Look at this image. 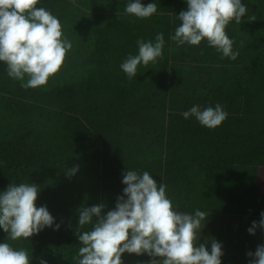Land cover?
Returning a JSON list of instances; mask_svg holds the SVG:
<instances>
[{"label": "trees", "instance_id": "trees-1", "mask_svg": "<svg viewBox=\"0 0 264 264\" xmlns=\"http://www.w3.org/2000/svg\"><path fill=\"white\" fill-rule=\"evenodd\" d=\"M60 1L40 0L37 6L55 15ZM100 1L110 15L92 43L94 69L86 77L49 90L24 89L0 64V190L10 183L37 184L42 189L37 204L47 206L61 225L58 231L45 229L29 240L12 241L13 246L50 252L53 264H74L80 247L77 209L99 203H105L106 210L114 208L123 194L127 168L147 170L157 183L166 184L168 197L180 211L193 214L199 209L209 219L221 216L212 222L219 227H208L209 234L200 239L216 238L227 246L222 264H249L247 253L264 244L251 242L247 231L264 212V0L261 5L243 0L246 17L226 28L240 53L235 61L222 59L204 42L177 47L170 40L180 23L175 15L186 10L184 0H156L158 12L149 19L126 15L128 0ZM152 2L143 0L145 5ZM245 22L251 28L245 30ZM239 27L248 36L249 45L243 49ZM160 32L165 38L163 55L154 64L139 66L129 79L120 64L137 54L138 39L154 40ZM188 64L205 80H187L182 69ZM161 71V79L171 76L174 89L186 86L192 104L219 103L228 118L208 129L194 118L185 120L183 111L171 110L157 136L139 145L107 133L139 103L136 99L145 87L141 81L155 80ZM76 165L79 171L68 177L65 168ZM7 235L0 230V241Z\"/></svg>", "mask_w": 264, "mask_h": 264}, {"label": "clouds", "instance_id": "clouds-1", "mask_svg": "<svg viewBox=\"0 0 264 264\" xmlns=\"http://www.w3.org/2000/svg\"><path fill=\"white\" fill-rule=\"evenodd\" d=\"M40 0H0V64L6 66L9 78L19 81L24 89L45 86L60 69L73 45L63 34L57 16L42 6ZM187 5L179 15V25L170 40L177 47H199L202 42L215 49L222 59L235 61L234 48L226 28L230 22L240 24L248 8L243 0H184ZM126 15L149 19L158 12L156 0H128ZM137 54H129L120 69L131 79L139 66L156 63L163 55L165 38L162 32L154 40L136 41ZM185 120L195 119L202 127L215 129L228 118L219 104L202 107L194 104L181 113ZM79 166L65 168L68 177L75 176ZM123 194L114 208L105 203L77 209L75 235L79 249L74 264H125V254L147 256L137 264H222L223 245L216 238L201 242V228L208 215L202 210L193 214L180 211L167 195V185L157 183L147 171L127 169L123 173ZM41 187L34 183H10L0 190V230L7 239L0 242V264H33V253L16 248L7 241L29 240L45 229L61 227L47 206L37 204ZM264 231V212L258 222L247 229L255 235ZM249 264H264V244L247 253ZM38 264H48L41 257Z\"/></svg>", "mask_w": 264, "mask_h": 264}, {"label": "rangeland", "instance_id": "rangeland-1", "mask_svg": "<svg viewBox=\"0 0 264 264\" xmlns=\"http://www.w3.org/2000/svg\"><path fill=\"white\" fill-rule=\"evenodd\" d=\"M262 1L263 0H252L254 4L260 2L259 5H261ZM109 15L110 12L107 5L100 0L60 1L55 16L59 18L62 24L63 34L71 41L73 47L66 55L58 72L51 77L48 83L42 86V88L49 90L66 82L81 80L86 77L90 70L92 71L94 69V65L91 63L92 43L98 38L99 30L108 22ZM250 26L251 23L245 22L242 27L247 30L251 28ZM238 29L242 30L237 37L239 38L242 36L240 48L243 49L247 44L249 45L247 40L248 36L245 30L240 27ZM194 69L192 64L183 67L182 71L185 78L188 80L193 76H199L202 81L205 80V75L201 71ZM162 73L161 71V73H159L161 75L156 77L155 80L146 77V79L141 81L145 87L142 88L143 92L141 99H136V101L139 102L137 105L141 107L137 105L133 106L130 114L123 117L121 121L114 123L113 126L108 128V131L107 128H105L107 133L118 138L120 141L136 145L147 144L148 140L151 141L157 136L160 127L166 125L171 110H179L178 112L186 111L194 105L190 102L192 101L191 98L186 94V86L179 85L178 89H174L171 87V76L168 75L167 80L161 79L164 76ZM198 90H200V88H198ZM155 94L160 95L161 98L156 100L154 98L153 100ZM178 94H180V96H177ZM196 96H199V93L196 94ZM163 97L164 99H162ZM164 100L165 102H163ZM150 105H153L152 109ZM162 106L165 111H162ZM201 233L208 235V227L204 229L202 227ZM221 235H223L222 232L219 233V236ZM250 237L251 242L264 241V231L257 229L256 234ZM203 241L202 238L201 242ZM7 242L13 243L12 241ZM225 250L228 251L227 246L223 244L224 254L226 253ZM32 253L33 264H38V259L41 257L47 259L48 264L54 263V259L51 260L49 257L50 252L36 251ZM122 259L125 264H137L138 261H148L149 257H137L135 255L125 254Z\"/></svg>", "mask_w": 264, "mask_h": 264}, {"label": "crops", "instance_id": "crops-1", "mask_svg": "<svg viewBox=\"0 0 264 264\" xmlns=\"http://www.w3.org/2000/svg\"><path fill=\"white\" fill-rule=\"evenodd\" d=\"M221 216H219V217H213L212 219H209L208 218V220H207V224H206V227H219V226H216V225H213L212 224V222H216V221H218L219 219H221L220 218ZM219 224H220V221H219ZM203 227V226H202ZM223 227V226H222Z\"/></svg>", "mask_w": 264, "mask_h": 264}]
</instances>
